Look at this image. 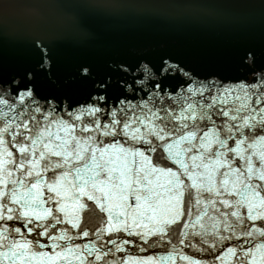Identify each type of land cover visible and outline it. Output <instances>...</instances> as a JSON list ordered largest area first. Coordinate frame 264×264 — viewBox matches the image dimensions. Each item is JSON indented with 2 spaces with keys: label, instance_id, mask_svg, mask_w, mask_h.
<instances>
[{
  "label": "snow or ice",
  "instance_id": "obj_1",
  "mask_svg": "<svg viewBox=\"0 0 264 264\" xmlns=\"http://www.w3.org/2000/svg\"><path fill=\"white\" fill-rule=\"evenodd\" d=\"M249 60L234 85L121 65L82 100L0 75V264H264V68ZM156 246L172 250L123 255Z\"/></svg>",
  "mask_w": 264,
  "mask_h": 264
},
{
  "label": "water",
  "instance_id": "obj_2",
  "mask_svg": "<svg viewBox=\"0 0 264 264\" xmlns=\"http://www.w3.org/2000/svg\"><path fill=\"white\" fill-rule=\"evenodd\" d=\"M36 38L43 50L32 43ZM249 53L253 67L264 68L261 0H0V75L30 72L44 96L82 100L93 80L115 79L118 66L145 61L159 69L162 58L201 80L234 85L251 79ZM81 65L91 69L87 80L78 76ZM167 76L174 87L182 79ZM87 219L97 222L91 213ZM171 250L129 247L123 255L159 258ZM177 252L202 258L188 247Z\"/></svg>",
  "mask_w": 264,
  "mask_h": 264
}]
</instances>
